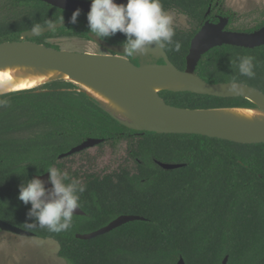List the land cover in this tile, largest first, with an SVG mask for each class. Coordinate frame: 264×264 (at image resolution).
<instances>
[{
    "label": "trees",
    "instance_id": "1",
    "mask_svg": "<svg viewBox=\"0 0 264 264\" xmlns=\"http://www.w3.org/2000/svg\"><path fill=\"white\" fill-rule=\"evenodd\" d=\"M222 1L161 0L165 10L180 11L190 20L188 29L175 28L180 51L164 46L178 70L185 69L190 42L205 21L225 17L226 30L234 32L251 33L264 26L263 16L250 29L234 28L236 15L221 11ZM62 16L64 26L26 40L56 50L59 47L50 40L91 41L87 13L71 24L72 12L39 0H0V44L20 41L34 23L47 27L48 21L59 23ZM125 39L118 32L104 41L121 46ZM240 56L255 58L254 78L239 73ZM195 72L210 84L235 79L264 93V46L216 47L202 56ZM158 95L170 106L190 110L254 107L241 97L171 91ZM87 139L103 142L59 158ZM158 162L182 167L164 170ZM49 167L86 185L79 198L84 215H73L71 227L60 232L26 224L33 222L27 218L31 204L17 199L19 185L48 174ZM122 215L144 220L91 240L76 238ZM0 220L35 238L57 242L58 257L67 264H177L180 258L185 264H223L225 257L227 264H264V144L134 131L66 81L4 94L0 96Z\"/></svg>",
    "mask_w": 264,
    "mask_h": 264
},
{
    "label": "water",
    "instance_id": "2",
    "mask_svg": "<svg viewBox=\"0 0 264 264\" xmlns=\"http://www.w3.org/2000/svg\"><path fill=\"white\" fill-rule=\"evenodd\" d=\"M39 1L72 13L77 9L81 13L90 11V0ZM115 3L126 4L127 0H115ZM228 22L227 18L219 17L217 23L206 21L203 24L190 42L186 56V67L183 71L178 70L170 62L164 48L161 49L155 44L148 46V54L155 56L158 60H163V64L154 63L149 67L145 66V64H133L128 58L124 57L126 54H124L122 46L111 45L104 40L94 38L91 34H89L90 40L111 54L74 53L47 48L44 45L26 40L47 34L64 26L66 22L53 24L52 27L47 26L42 30V34L38 36H33L29 30L21 34L20 41L0 44V64L10 62L32 64L55 70L63 74L68 80L81 81L99 88L108 96L117 99L125 107L149 122V126L138 125L131 119L111 111L94 98L121 125L134 131L157 134L199 135L242 145L264 144V125L262 124L235 123L229 117L199 113L204 110L173 107L166 104L159 95L154 96L147 92L141 85L145 80L163 77L167 83L172 85L185 84L187 88H172L162 91L191 92L218 97H241L251 102L254 106L257 104L264 109L263 92L241 83H238L239 91L229 92L228 89L232 82L210 84L201 79L195 72L202 56L216 47L227 45L254 49L264 46V26L251 33L234 32L226 30ZM141 56L137 53L132 58L138 59ZM89 96L92 97L91 95ZM102 142V139H87L67 153L61 154L59 158L71 156ZM157 164L164 170H175L182 167L179 164L161 162ZM39 178L45 183L46 188L52 187L48 183L49 174L39 176ZM74 215L83 216L84 212L79 208L74 211ZM143 220L144 218L135 215H122L97 231L87 234H76V238L79 240H91L110 233L129 222ZM0 231L23 237H34L32 233L2 220H0ZM227 261L228 257H225L223 264H227ZM177 264H185V262L180 258Z\"/></svg>",
    "mask_w": 264,
    "mask_h": 264
},
{
    "label": "clouds",
    "instance_id": "3",
    "mask_svg": "<svg viewBox=\"0 0 264 264\" xmlns=\"http://www.w3.org/2000/svg\"><path fill=\"white\" fill-rule=\"evenodd\" d=\"M80 14L79 9L75 10L69 22L76 24ZM86 18L88 31L94 38L105 40L118 32L124 34L126 39L121 44L124 54L130 57L137 53L145 56V66H152L154 61L148 54V46L155 44L163 49L167 44L175 52L182 47L181 42L174 39V14L164 9L161 0H127L126 4H117L115 0H90V11ZM60 19L63 23L64 17ZM47 23L49 27L53 26L51 21ZM44 29V25L34 23L30 33L38 36ZM254 60L253 56L238 57L239 73L249 79L254 78ZM228 91H239L235 79ZM46 173L49 174L51 188L45 187L39 174L19 185L17 199L26 206L31 204L27 218L33 222L26 224L46 227L50 232L67 230L71 227L74 211L80 207V194L86 191V185L55 167H49ZM69 179L71 182L66 183Z\"/></svg>",
    "mask_w": 264,
    "mask_h": 264
},
{
    "label": "rangeland",
    "instance_id": "4",
    "mask_svg": "<svg viewBox=\"0 0 264 264\" xmlns=\"http://www.w3.org/2000/svg\"><path fill=\"white\" fill-rule=\"evenodd\" d=\"M219 9L221 11L231 10L235 13L234 28L250 29L263 19L264 0H223ZM169 12L174 14V28L188 29L190 27V20L186 15L177 10ZM50 42L56 44L59 50L68 52L110 54L88 40L58 38ZM151 56L154 61L158 60L155 56ZM139 59L140 63L144 64L146 57L142 55ZM58 250L59 245L53 240L23 237L0 231V264H67L65 260L58 257Z\"/></svg>",
    "mask_w": 264,
    "mask_h": 264
},
{
    "label": "bare ground",
    "instance_id": "5",
    "mask_svg": "<svg viewBox=\"0 0 264 264\" xmlns=\"http://www.w3.org/2000/svg\"><path fill=\"white\" fill-rule=\"evenodd\" d=\"M67 81L74 83L77 87L93 98L103 103L111 111L121 114L138 125L149 126V122L141 118L137 113L125 107L117 99L108 96L99 88L93 87L77 80H68L63 74L55 70L43 68L40 66L26 63H2L0 64V95L17 92L22 90H30L41 87L54 81ZM143 88L150 94L157 96L164 89H186L187 85H172L167 83L163 77L145 80L141 84ZM201 114L215 115L219 117H229L235 123H250L264 125V109L255 104L254 107L247 108H227V109H203Z\"/></svg>",
    "mask_w": 264,
    "mask_h": 264
},
{
    "label": "flooded vegetation",
    "instance_id": "6",
    "mask_svg": "<svg viewBox=\"0 0 264 264\" xmlns=\"http://www.w3.org/2000/svg\"><path fill=\"white\" fill-rule=\"evenodd\" d=\"M210 11H211V7H209V9H208V11H207V13H206V16L210 14ZM219 17H221V16H215V18L217 19V22H218V18H219ZM207 21L211 22L210 20H207ZM205 22H206V21H205ZM205 22H204V23H205ZM217 22H211V23H217ZM202 26H203V25H202ZM202 26H201V27H202ZM201 27H200V28H201ZM179 29H182V30H183L184 28H179ZM198 31H199V30H198ZM108 53H109V52H108ZM110 54H111V53H110ZM124 57L128 58L132 63H133V61H136V64H135V65H139V64H141L139 58H138V59H133L132 57L127 56V55H124ZM157 61H159V60H157ZM157 61H153V64H154V63H156V64H160V63H158ZM133 64H134V63H133Z\"/></svg>",
    "mask_w": 264,
    "mask_h": 264
}]
</instances>
